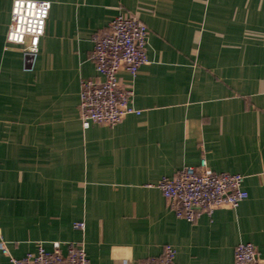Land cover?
<instances>
[{"label":"crops","instance_id":"0c3cea01","mask_svg":"<svg viewBox=\"0 0 264 264\" xmlns=\"http://www.w3.org/2000/svg\"><path fill=\"white\" fill-rule=\"evenodd\" d=\"M15 0H0V241L22 258L83 243L90 264H235L252 243L264 264V0H34L51 3L33 63L7 43ZM149 30L131 86L139 114L84 129L94 40L118 15ZM206 159L245 177L237 208L194 223L157 183ZM84 223V229L74 227ZM63 251L66 248L63 247ZM0 264H11L0 251Z\"/></svg>","mask_w":264,"mask_h":264},{"label":"built area","instance_id":"2783aa9c","mask_svg":"<svg viewBox=\"0 0 264 264\" xmlns=\"http://www.w3.org/2000/svg\"><path fill=\"white\" fill-rule=\"evenodd\" d=\"M51 3L48 1L15 0L7 43L20 46L23 54L34 62L39 44L45 34ZM149 30L133 15H118L109 27L96 36L91 53L97 77L80 83L79 116L84 129L91 125L114 127L126 116L140 111L133 109V88L122 84L121 71L135 76L148 63ZM245 177L240 174L216 173L202 159L198 166H186L172 177H163L157 183L167 205L176 216L194 223L201 214L212 215L219 208H237L248 198L244 190ZM84 229V223H76ZM52 250L39 245L36 253L22 258L10 255L5 242L0 251L10 258L11 264H90L83 243L53 242ZM63 247L66 251H63ZM176 250L166 246L161 257L144 264H175ZM235 264H263L252 243H240L235 250Z\"/></svg>","mask_w":264,"mask_h":264}]
</instances>
